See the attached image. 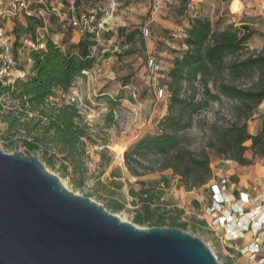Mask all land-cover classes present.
<instances>
[{"label": "rangeland", "instance_id": "1", "mask_svg": "<svg viewBox=\"0 0 264 264\" xmlns=\"http://www.w3.org/2000/svg\"><path fill=\"white\" fill-rule=\"evenodd\" d=\"M230 2L163 0L158 6L156 0H81L85 9L98 10L105 21L98 44L92 48L95 65L77 78L67 93L56 91L51 101L57 105L76 104L88 126L91 142L86 143L84 177L73 173L66 158L50 152L45 143L26 136L24 130L8 131L2 117L10 119V114L17 110L15 102L8 97L0 99V150L38 158L46 171L56 176L68 191L89 197L138 228H177L203 241L222 264L245 262V256L228 248L232 243L220 240L223 233L215 217L210 186L218 184L230 193L246 192L253 197L263 193L264 152L255 155L252 141H246L244 158L248 165L241 166L219 153L216 133L247 121L248 135L257 136L264 117V101L254 107L222 96L212 100L202 93L196 82L194 102L200 107L192 115L191 126L177 137L183 149L208 159L210 179L203 186L190 187L172 171L161 169L163 157L149 155L141 160L137 172L146 178L163 176L158 179L159 183H164L163 195L151 203L144 199L137 206L127 203L121 206L117 200L123 191L130 198L132 189L139 188L141 192L146 187L144 182L140 184L130 179L124 155L140 139L162 132L160 123L168 114L170 96L168 72L173 68L174 59L187 50L185 40L193 20H208L214 32L245 25L253 36L233 59L264 54V0ZM21 23L26 26V22ZM8 28L14 29L10 25ZM129 34L134 35L132 43L126 40ZM23 36L17 38L11 31L23 66L20 69L25 71L31 51L21 48ZM28 36L38 43L52 39L63 52L80 39L67 25L54 20L47 32L36 30ZM219 83L255 91L264 84V75L235 78L222 72L215 77V84ZM209 90L217 95L212 77ZM189 97L190 89L184 85L181 98ZM247 244V238L236 243L240 249Z\"/></svg>", "mask_w": 264, "mask_h": 264}, {"label": "trees", "instance_id": "2", "mask_svg": "<svg viewBox=\"0 0 264 264\" xmlns=\"http://www.w3.org/2000/svg\"><path fill=\"white\" fill-rule=\"evenodd\" d=\"M36 26L37 22L29 21L26 26H15L12 33L17 38L34 34ZM252 36L253 33L245 25L238 29L229 27L214 32L208 20L197 18L191 22L185 40L187 50L180 58L174 59L173 68L168 72L170 96L168 114L160 123L162 132L140 139L124 155L131 174L141 176L137 166L143 158L161 156L162 170L172 171L190 187L206 184L211 177L208 159L205 156L196 157L183 149L177 135L191 126L192 115L200 107L194 102L196 82L201 86L202 93L212 100L222 96L254 107L264 101V84H260L255 91L241 90L227 83L215 84L216 75L222 72L235 78L264 75V54L242 60L233 59L246 48ZM126 40L132 43L134 35H127ZM97 41L95 35L86 34L65 52L47 41L44 50L29 54L32 65L25 79H17L5 86L0 84V99L8 97L17 106L16 112L10 114V119L2 117V122L8 125V131L24 130L26 136L45 143L50 152L66 158L73 173H79L82 177L86 171V143L91 142L88 126L77 105H57L51 100L55 99L56 91L67 93L77 78L93 68L95 58L92 48L97 46ZM228 59L230 61L226 64ZM211 77L217 95L211 94L209 90ZM184 85L190 89L189 98H181ZM246 123L244 121L216 133L219 153L241 166L248 165L244 158L246 141H252L251 149L255 155L264 152V117L260 132L253 138L248 135Z\"/></svg>", "mask_w": 264, "mask_h": 264}, {"label": "water", "instance_id": "3", "mask_svg": "<svg viewBox=\"0 0 264 264\" xmlns=\"http://www.w3.org/2000/svg\"><path fill=\"white\" fill-rule=\"evenodd\" d=\"M0 264H222L177 228H138L68 191L36 157L0 150Z\"/></svg>", "mask_w": 264, "mask_h": 264}, {"label": "built area", "instance_id": "4", "mask_svg": "<svg viewBox=\"0 0 264 264\" xmlns=\"http://www.w3.org/2000/svg\"><path fill=\"white\" fill-rule=\"evenodd\" d=\"M162 1L156 0L157 5ZM53 20L67 25L78 38L92 34L98 39L105 25L103 15L100 16L98 10L85 9L81 0H0L1 85L25 79L28 75L20 69L21 60L17 48L14 47L11 38L13 30L8 28L9 25L15 28L17 25L24 26L21 22H26L27 25L29 21H35V31L47 32ZM12 21L17 22L11 23ZM47 41L59 47L52 39ZM46 42L38 43L28 35H24L20 40L21 48L31 52L44 50ZM74 95L73 93L72 102L75 101ZM210 192L211 201L216 208L215 217L223 233L220 240L232 243L228 248L245 256V262L241 264H264V256H261V253H264V187L263 193L255 197L246 192L230 193L225 186L218 184H212ZM246 238L248 244L240 249L236 245L237 241H244Z\"/></svg>", "mask_w": 264, "mask_h": 264}, {"label": "crops", "instance_id": "5", "mask_svg": "<svg viewBox=\"0 0 264 264\" xmlns=\"http://www.w3.org/2000/svg\"><path fill=\"white\" fill-rule=\"evenodd\" d=\"M26 61H27L26 62L27 70H25V72L29 74L31 70L32 62L29 59V57L26 59ZM21 67H23L22 64H21ZM129 174H130V179L139 181L140 184L144 182L143 185H146V187L145 188L143 187L141 192L139 191L140 190L139 188H134V190L132 189V191H130V196H131L130 198H128V196L125 195V191H123L122 193H119L117 196V200H118V203L121 204V206L122 204L123 206H126V203L128 205L137 206L138 202L140 201L142 202L144 201V199L145 201H148L151 203L152 201H155L157 198H160L163 195L164 183L158 182V179L161 180L163 176L154 175V176H150L146 178L142 175L141 176L133 175L130 172Z\"/></svg>", "mask_w": 264, "mask_h": 264}, {"label": "bare ground", "instance_id": "6", "mask_svg": "<svg viewBox=\"0 0 264 264\" xmlns=\"http://www.w3.org/2000/svg\"><path fill=\"white\" fill-rule=\"evenodd\" d=\"M123 221H124V219L123 218H121Z\"/></svg>", "mask_w": 264, "mask_h": 264}]
</instances>
